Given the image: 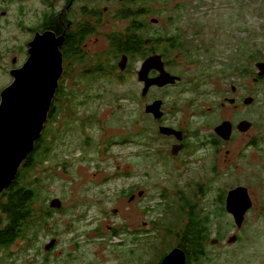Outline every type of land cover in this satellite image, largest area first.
<instances>
[{
	"label": "rangeland",
	"instance_id": "rangeland-1",
	"mask_svg": "<svg viewBox=\"0 0 264 264\" xmlns=\"http://www.w3.org/2000/svg\"><path fill=\"white\" fill-rule=\"evenodd\" d=\"M86 3L92 5L86 6L88 8L101 11L104 8L105 11L102 15V24L97 26L96 31L87 38L84 48L92 55L97 53L98 60L101 59L106 65L110 66L111 62L116 64L117 59L113 60L108 50L110 47L108 34L123 33L121 30L125 31L128 23L112 16L119 7V3L116 0H86ZM1 8L8 7L3 5L0 10ZM15 10L16 8L13 9ZM130 10L149 12L148 24L152 23L153 19H158L157 22H153L154 26L161 23L159 21L161 12H177L181 15L195 13L201 15L202 12L207 15L210 12L208 25L220 26L216 31L219 37L239 38L241 34L246 44L256 41L257 45L262 47L264 59V0H133ZM235 28L245 32L246 35L244 33L234 35ZM15 31V28L10 27L7 34L14 38ZM144 35H146L145 31ZM212 35L213 32H210V40H212ZM203 38L204 40L208 38V30ZM60 41L56 42L60 43ZM196 45L197 51L194 55L200 59L198 63L205 65L210 53L214 51L215 54L211 55L215 57L210 59V63L216 68L220 66V62L225 61L223 58H227L230 50L223 47L218 50V53L213 49H210L209 53L204 47L198 46L197 43ZM3 49L4 46H2ZM103 52L106 53L102 55ZM120 61H118L119 67L123 64L121 61L119 65ZM76 63L77 69L88 70L92 67L91 60L86 58ZM189 63L192 64V62ZM57 65V58H55V73H58ZM174 65L172 64V67ZM261 67L264 70V67ZM124 69L121 70L126 71ZM225 69L230 72L231 65L227 63ZM120 74L118 72L113 75ZM122 74L121 80L113 75L96 79L85 76L84 80L75 82L74 87L79 93L80 90H84L91 96L95 93L99 94L97 97H90L85 103L79 102L75 106H68L63 102V98H60L57 103L58 109H55L57 117L47 122L45 128L46 142L52 143L54 140L51 145L49 163L42 164L40 160L37 175L33 177V187L38 191V195L35 196L36 201L32 206L34 211L37 210L35 217L31 219L32 228L29 230L25 226L23 230L21 229V234L16 236L17 239L13 244L0 247V264H49V250L45 247L51 241L59 244L54 264H119L118 260H122L125 264H160V259L175 247L163 244L164 233L156 230L151 232L148 240H139L136 243L135 238L133 241L129 235L126 236L125 241L124 236L113 237L112 241L97 238L99 231L96 232V228L99 227L100 232L107 233L109 224L121 225V216L125 214H118V212L125 211L124 206L130 204L128 192L134 191L136 185L137 189L142 183L140 157L144 158L143 141H148L140 137V141L134 143L128 138L129 130L135 127L133 123L128 122L130 110L136 113L141 111L140 115L138 114V117H143L140 119V125L141 123L148 125L154 137L160 135L159 127L154 128L153 124H149L146 120L149 117L143 111L147 102L141 94V82L130 72ZM221 77L214 75L209 80L212 98L216 100L213 102L210 100V114L208 111L207 116L198 114L202 112L198 109L195 115L199 116L198 119L195 116H193L194 119L189 117L188 127L191 131L197 129L199 132L198 136L192 135L191 132L190 142L199 140L209 129L210 133L216 132L217 126L224 123L212 128L219 114L217 102L222 101L225 96V93L218 94L217 88L221 84L230 88L229 82L234 79L232 76ZM165 80L167 77H160L158 83H163ZM235 80L237 81L236 78ZM4 83L6 82L2 84ZM251 84L249 76L246 80V87ZM49 86L51 87V84L47 87ZM245 90L248 93H255L257 97V102L253 98V101L247 103L255 102L246 109L245 116L258 122L253 117V112L257 110L258 103L262 107V117L255 125L253 133L257 132L258 139V146L254 149H264V80L258 83L257 91L249 88ZM76 94H73L74 98ZM45 95H48V92H45ZM83 97V94H78L77 100L72 101H79ZM155 97H165L167 103L171 105L175 101L180 103L178 88H169L165 91L154 89L147 99ZM171 107L169 112L175 111ZM176 112L177 114L171 113V118H177L183 114V111L177 110ZM91 113L94 117L89 116ZM201 117L205 118L208 123H205ZM244 121L250 122L251 125L246 122L241 123L238 127L241 131L252 128L251 120ZM229 127L231 128L230 122L227 121L223 128L225 135L229 132ZM260 133L262 136L259 135ZM164 134L171 135L172 133ZM231 134L232 130L230 136ZM8 137L6 144L9 142ZM154 141L155 139H152V142ZM159 141L161 142L160 151L152 154L155 157L151 167L153 179L162 174H169L175 170L176 164L168 150L170 139L159 137ZM191 143L196 144V142ZM218 145L210 142V151H206V154L196 161L200 163V166L197 167L199 169L195 173H193L194 165L183 172V175L189 173L194 178L189 177L185 185L183 182L178 183V186H172L167 193L151 188L149 195L144 197L145 200L142 202L144 199L142 198L140 201L141 205L147 206V209L151 208V212L144 214L143 218L153 220L158 216H163L165 214L164 205H168V202L173 205L171 201L180 202V195L177 191L182 187L188 199L193 200L196 210L209 212L214 230H219L224 235L222 239H219L214 233L212 240L204 248L201 260L194 264H264V155L260 156L255 150L244 148L242 135L222 148ZM29 147L30 141L24 146L20 156ZM133 174L136 176L134 177ZM11 175L12 172L6 177L5 182L9 181ZM196 183L200 186L196 187ZM201 185L204 191L201 190ZM239 186H242L243 190H246L243 186L248 188L252 200V206L245 213L241 227H238L233 214L227 210L226 202L222 204L219 201L220 194H225L227 197L230 190ZM143 187H145L144 183ZM53 198L61 199V207L50 206ZM0 201H6L4 194H0ZM48 208L52 209L50 215H43L41 212L46 213ZM107 211L108 215L105 214ZM178 229L176 228L175 231ZM27 230L29 231L26 232ZM150 230L153 229L150 228ZM233 235H237V239ZM131 248L135 249L134 253ZM145 251L148 254L143 255ZM70 252L78 254V257L70 258Z\"/></svg>",
	"mask_w": 264,
	"mask_h": 264
},
{
	"label": "flooded vegetation",
	"instance_id": "flooded-vegetation-1",
	"mask_svg": "<svg viewBox=\"0 0 264 264\" xmlns=\"http://www.w3.org/2000/svg\"><path fill=\"white\" fill-rule=\"evenodd\" d=\"M132 1L133 0H116V2L119 3V7L112 16L118 18L117 11H121L124 6H127L129 9ZM3 5L8 8H1L0 10V106L3 91L15 80V76H20V74L26 70L29 61L34 57L37 39L41 41H39L41 49L44 50L46 45L53 48V52L55 53L54 56L56 55L57 58V66L59 68V60L62 59L63 70L58 78V85L40 136L34 141L32 150L20 163L12 182L0 191L2 195L22 187V184L26 186L30 185L32 189L36 190V188L33 187V177L37 175L39 163H49L50 151L52 150L51 145L54 141L52 140V143L46 142V124L57 117L55 109H58L57 103L60 101V98H63V102H65L66 105L75 106L79 102L85 103L90 97L99 96L97 93L93 96L88 95L84 90H80L79 93L77 88L74 87L75 82L84 80L83 76L86 71V69H77L76 61H82L86 58L92 62L97 53L92 55L84 48L85 41L92 34L80 40L79 43L75 42L71 45L69 34L70 31H72L75 19L70 16V12H78L76 23H79L78 19L81 20L82 18L79 12H95L92 20L97 27L102 24V15L104 14L103 11H105L104 8L102 11L99 9L87 10L85 8L87 5L86 0H0V7ZM12 6L14 8H12ZM88 6L92 5L88 4ZM15 8L16 10L13 11ZM133 11L134 10L131 11V16H129L128 19L124 18L123 20L128 22L126 28L132 26L134 30L133 33L141 39L142 42L140 43L141 46L138 52H141L142 57H137V52L129 54L126 59L125 69L126 72H130L141 82V94L145 102H147L144 105L143 111L146 112L149 117L147 119L145 116V118L149 124H153L154 128H157V126L159 127L158 131L161 136L157 135V137H154L148 125H144L143 123L140 125V119L143 117H138V114L140 115L141 111L136 113L130 110L128 122L135 125L132 130H129L130 140L134 143H138L141 137L144 138L143 140L148 141L144 142L142 140L144 158L142 159L140 157V161L143 178L142 183L138 185V190L136 189V185L134 191L131 190L128 192L130 204L124 206L126 210H120L118 212V214H125L121 216V225L109 224L107 233L100 232L101 230L99 227L96 228V232H100H98L97 238H104L110 241H112L113 237L119 236H124L125 239H122L125 241L128 235L131 236V240L133 241L134 238L135 241L148 240L152 232L150 228L154 225L152 220L143 218L144 214L151 212V208L147 209L146 205H141V199L146 197L147 194L149 195V190L151 188L161 193H167L168 190L172 189V186H178V183L183 182L185 185L189 177L194 179L189 173L183 175V172L189 170L192 167L191 165L195 166L193 173L199 169H197V167L200 166V163L196 161L200 160L203 155L206 154V151H210V142L219 144V148H222L242 135L244 148L253 149L256 153H259L260 156L264 155V149L258 148L259 151L254 149L258 146V139L257 132L253 133L255 125L259 123L262 117L261 104L258 103V105H256L257 110L253 112V117L257 119L258 122L253 121L251 117L245 116L246 109L257 102L256 94L248 93L245 89L248 90L249 88L252 91H257L258 83L264 80V75H259L260 69L258 68V64L264 62L262 47L258 46L256 41L246 44L245 39L241 38V34H239H245V32L237 28L233 30V34L236 35V33H238L240 36L239 38H228L227 36L219 37L216 31L220 26L216 24L212 26L208 25L210 12L207 15L205 12H202L201 15L198 13L181 15L177 12H161V17L159 19L161 23L158 26H154L153 22H157L158 19H153V22L148 24L149 12ZM56 16L59 18L58 22L55 21ZM136 22L139 23V25L135 24ZM10 27L16 29L14 38L7 34ZM126 28L125 31H121L126 33ZM207 30L208 38L204 40L203 37ZM144 31L146 35H144ZM210 32H213L212 40H210ZM108 35H111V33ZM57 40H61L60 43H57ZM196 43L198 46L204 47L209 53L210 49L218 53V50L223 47L229 48L230 50L227 53V58H223L225 61L220 62V66L216 68L210 63V59L215 57L211 55L215 54L214 51L210 53V57L205 65L198 63L200 59L194 55V52L197 51ZM69 45L73 46L72 48H79L80 58L75 57L70 59L71 52L70 48H68ZM2 46H4L3 50ZM43 50L40 51L42 55L44 54ZM118 61H120L119 58L116 60V65H118ZM189 62H192V64ZM137 63L138 67H136ZM227 63L231 65L230 72L225 69ZM172 64L175 65L172 67ZM248 64L250 66H248ZM142 68L145 71L144 80H141L139 76ZM120 71L122 70L120 69ZM161 74L166 75L167 78H170V76L171 78L175 77V81L167 83L152 82L153 79L159 77ZM168 74L170 76H168ZM214 75L227 78L232 76L234 78L229 82L230 88H227L223 84L217 88L218 94L225 93V96L222 101L219 100L217 102V104H219L217 107L219 114L216 124L212 127L214 129L222 122L229 121L232 134L227 140L218 135L215 131L214 133H210L209 129L199 140L191 141L196 142V144H192L190 142L191 132L192 135L195 136H198L199 132L197 129L191 131V128L188 127L189 117L195 116L198 109L202 110V112L200 111L198 114H206L207 116V111L210 114V100L211 102L216 101L212 98V92L209 87L210 77ZM56 76L57 73H55L54 77ZM249 76L251 77L252 84L246 87V80ZM4 81L6 83L2 84ZM169 88H178L180 103L175 101L171 105L167 103L165 97L147 99L154 89L165 91ZM77 92L78 94H83L84 97L79 101H72L73 99L77 100ZM73 94H76L75 98ZM247 97H253L255 102L247 104ZM170 107L175 111L169 112ZM177 110L183 111V114L177 118H171V113L177 114ZM89 116L94 117V114L91 113ZM195 117L198 119L199 116ZM195 117H193V119ZM201 118L205 123H208L205 118ZM244 120H251L253 123L252 128L250 127L247 131H241V129L238 128V124ZM164 126L171 127L177 132H180V134L172 133L171 135H166L161 132V128ZM156 133L158 134L157 131ZM259 135L262 136L261 133ZM159 137H168L170 139L168 150L176 164L175 170L169 174H162L153 179L151 177V167L155 157L152 154L158 153L161 149ZM152 139H155V141L152 142ZM87 140L90 141L88 138ZM134 170L133 168V172ZM133 175L134 177L136 176L135 174ZM37 181L38 178L36 179V182ZM143 183L145 187H143ZM195 186L197 187L200 185L196 183ZM184 190L185 189L181 187L177 192L181 200L186 199L188 202V196L184 194ZM201 190H205L202 185ZM144 200L145 198L142 199V202ZM192 205L195 206L193 202ZM47 212H50L49 208ZM105 214L108 215V211L105 212ZM147 224L149 225L146 226ZM119 230L120 232H118ZM58 246L59 244L56 242L49 249V264H54L55 255L59 250ZM131 250H133L134 253L135 249L131 248ZM146 254H148L147 251L143 252V255ZM70 255V258L78 257V254H74V252H70ZM66 256H68V254ZM118 263L125 264L122 260H118Z\"/></svg>",
	"mask_w": 264,
	"mask_h": 264
},
{
	"label": "trees",
	"instance_id": "trees-1",
	"mask_svg": "<svg viewBox=\"0 0 264 264\" xmlns=\"http://www.w3.org/2000/svg\"><path fill=\"white\" fill-rule=\"evenodd\" d=\"M86 6H88V4ZM85 8L87 10H94L88 7ZM117 12V17L119 19H128V17L131 16V10L130 8L128 9L127 6H124L121 11L118 10ZM79 13L82 18L81 20L78 19L79 23H76L78 12H70V16L75 19L72 31H70L69 34L71 45L75 42L79 43L80 40H83L86 36L96 31V24L92 20L95 12ZM55 21H59L58 16L55 17ZM135 24L139 25L137 22ZM133 31V27L130 26L126 28V33L117 32L108 36L110 43L108 50L113 60L118 59V56L123 57L125 55L127 57L133 52H137V57H142L141 52H138L142 41ZM71 45L68 47L71 52L70 59L75 57L80 58L79 48H72L73 46ZM105 53L106 52H103L102 55ZM121 57L119 58L120 60L122 59ZM98 59L99 57L95 56L92 60V67L84 72L85 75L83 77L87 76L96 79L97 77H110V75L120 72V75H113V77H118L121 80L122 73L126 71H120L119 66L117 65V67L114 62H111V65L108 66L101 59ZM127 136L129 138V135ZM21 186L22 187L18 189L5 193V202L0 201V247H8L13 244L17 239L16 236L21 234V229L23 230L25 226H27L29 230L32 228L30 225L31 219L33 220L37 213V210L34 211L32 206L36 201L34 198L38 195V191L32 189L30 185L26 186L22 184ZM163 197H165V195H163ZM187 200L188 202L186 199L181 200L179 196V203L171 201L173 205L170 204V202H168V205H164L163 210L165 214L152 220L154 226L151 231L155 232L156 230L159 231V233L163 232L162 243L167 246H179L183 248L188 256L187 264H194L199 263L201 260L204 254V248H206L210 240H212V235L214 233L219 239H222L224 235H222L219 230H214L209 212H202L201 209L196 210V207L192 205L193 200ZM219 201L224 204L225 194L219 195ZM49 209L51 212L52 209ZM50 212L41 213L48 216ZM176 228L179 229L175 231ZM212 231L213 233L211 234ZM118 232H120V230ZM136 242L137 241H135V243Z\"/></svg>",
	"mask_w": 264,
	"mask_h": 264
},
{
	"label": "water",
	"instance_id": "water-1",
	"mask_svg": "<svg viewBox=\"0 0 264 264\" xmlns=\"http://www.w3.org/2000/svg\"><path fill=\"white\" fill-rule=\"evenodd\" d=\"M37 57H39V55H37ZM60 59H61V56H60ZM126 59H127V57L124 55L122 60H121V61H123V64L121 65V61L119 63V65H121L120 68L122 70L124 69ZM29 63H30V61H29ZM261 66L264 67V62H261L258 64V68L260 69L259 75H264V70H262ZM33 68L34 67H32L29 70V72H32ZM62 70H63V67H62V59H61V60H59V68H58V73L56 72L57 76L55 77L54 85L52 84L51 87L50 86L46 87L45 92H48V95L44 94L43 97H41L40 99L37 100L36 110H35L37 115H36L34 123L31 122L32 118H31L30 113H28V115L25 119H22L20 117H16V113L20 115L21 114L20 112H23V110L20 107V103H19L18 107L15 103L16 101H19V99H20L19 93L21 94V92H23V89H20V91H18L15 94L14 93L12 94V92L15 89H17L18 87H20V83H22L24 80H22V79L19 80L20 76H15V80L10 84V86H8L3 91L2 102H1V106H0V136H1L2 131L4 132V130L7 131L8 135L7 134L6 135L9 136L8 130L11 129L12 125L14 124L17 131L15 133L13 132L12 136L10 135V137H11L10 145L15 144L18 141V139L20 138L21 127H25V129L29 132L27 135V138H26L25 145L27 144V142L30 141V147L26 151H24L21 156H20V154L23 151V149L21 150L20 154L16 155L15 166L12 169L13 171L11 170L12 175H11L9 181H6V182H5L6 177L9 174L5 178H2V183H0V191L5 186L7 187V185H9V183L12 182V180L15 177V174L17 173V170H18L20 163L22 162L24 157L32 150L34 141L40 136V133H41L43 125H44V121L46 120L47 113H48L49 108L51 106L52 99L54 97V94H55V91H56V88L58 85V78L61 75ZM139 76H140L141 80H144V69L143 68L141 69ZM168 76H170V75L168 74ZM160 77L164 78L167 76L164 74H161L159 77L153 79L152 82H155V83L158 82V79ZM174 78H171V76H170V78H167V80H165L163 83L174 82L175 81ZM26 83H28V82L26 81ZM159 83H161V82H159ZM143 92H144V90H143ZM251 101H253V97H247L246 98V103H250ZM9 117L11 118V121H12L10 127L6 124V121ZM5 118H6V120H5ZM39 119H40V121H39ZM4 121H5V123H4ZM244 122L250 124V122H248V121H241L239 123L238 127L241 125V123H244ZM224 126H226V122H224L220 126H217L216 132L220 136L222 135L223 137L228 139L230 137L231 128L229 127L230 130L225 135L223 132ZM161 132L162 133H179L180 134V132H177L173 128L165 127V126L161 128ZM16 139H17V141H16ZM24 146H23V148H24ZM241 187L242 186H239L237 188L230 190L228 192L227 197H225L226 208L230 213L233 214L234 219H235L238 227H241V225L244 221V218H245V213L252 206V200L250 198V194L248 193L249 192L248 188L243 186V188L246 189V190H243ZM236 199H241V200H239V202L236 203L235 202ZM61 205H62V201L60 198H53L50 202L51 207H61ZM241 209H242V211H241ZM233 236H235V238L237 239V235H233ZM229 239H228V242L230 243ZM236 239L234 241H236ZM50 243H48L46 245V247H45L46 250H49L50 247L53 246L54 241H51ZM187 261H188V256H187V253L184 251V249L179 247V246H175V247H173V249H171L167 254H165L163 256V258L160 261V264H187Z\"/></svg>",
	"mask_w": 264,
	"mask_h": 264
},
{
	"label": "bare ground",
	"instance_id": "bare-ground-1",
	"mask_svg": "<svg viewBox=\"0 0 264 264\" xmlns=\"http://www.w3.org/2000/svg\"><path fill=\"white\" fill-rule=\"evenodd\" d=\"M39 41L40 40L37 39L34 57L28 64L26 70L20 74L19 80L22 79L24 81L20 83V87H18L12 92V94H15L20 91V89H23V92H21V94L19 93V101L15 102L17 107L20 103V107L23 112H20V115L16 113V117L25 119L28 113H30L32 118L30 119L33 123L35 122V118L37 115L35 111L37 100L43 97V95L45 94L46 87L50 84L52 85V80H54L53 85L55 83L54 60L56 58V55L54 56L55 53L53 52V48L51 46L46 45V48L44 50L41 49V41ZM41 50H43V55L40 52ZM37 55H39V57H37ZM32 67H34L32 69V72H29ZM26 81L28 83H26ZM10 117L6 121V124L9 127L12 123ZM16 131L17 130L15 128V125L13 124L9 131L8 144H6L8 135L7 131H2L0 136V183H2V178H5L14 168L15 157L17 154H20L21 150L23 149L27 135L29 133L25 129V127H21L20 138L18 139V141L16 139L17 142L15 144L10 145V135L12 136L13 132L15 133ZM239 200L241 199H236L235 202L238 203Z\"/></svg>",
	"mask_w": 264,
	"mask_h": 264
}]
</instances>
